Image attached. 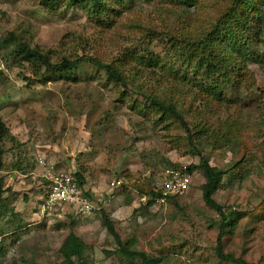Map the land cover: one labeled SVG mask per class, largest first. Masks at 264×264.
Masks as SVG:
<instances>
[{"label":"rangeland","instance_id":"374dc122","mask_svg":"<svg viewBox=\"0 0 264 264\" xmlns=\"http://www.w3.org/2000/svg\"><path fill=\"white\" fill-rule=\"evenodd\" d=\"M171 2L111 0L98 18L63 0H0V38L13 33L52 63L96 59L127 81L124 87L88 64L67 75L43 68L36 74L13 45L0 50L7 129L0 144V264H61L70 232L86 246L81 264H141L121 252L102 213L124 248L157 264H236L216 253L220 222L204 203L202 173L186 172L200 163L196 151L229 173L213 200L240 218L222 240L223 253L264 264V65L227 61L234 84H220L221 101L205 95L207 80L195 74L187 49L211 33L233 0ZM262 33L250 41L257 55L264 53V27ZM150 97L175 105L194 137L173 116L161 117ZM170 170L191 177L177 197L162 194ZM47 171L75 180L80 174V194L92 210L76 216L63 203L41 216Z\"/></svg>","mask_w":264,"mask_h":264},{"label":"trees","instance_id":"16d2710c","mask_svg":"<svg viewBox=\"0 0 264 264\" xmlns=\"http://www.w3.org/2000/svg\"><path fill=\"white\" fill-rule=\"evenodd\" d=\"M51 3L53 0H45ZM58 1V0H57ZM72 6H79L83 9L91 10L95 17H100L105 11L110 10L109 5L111 0H63ZM167 2L175 3L185 7L194 6L198 0H166ZM88 10V11H89ZM90 13V11H89ZM264 27V0H233L231 6L222 15L213 27L210 34L203 37L197 43H195L191 49H187L189 52V58L194 57L195 74H200L201 77L206 79L207 82L202 83L204 87L200 89L205 95L214 98L216 101L223 99V94L219 88L220 84H226L230 86L234 84L231 81L232 71H229L225 65H230L227 61H233L237 65L246 66V61L259 63L264 65V53L257 55L250 46V41L254 39H260ZM187 42V37H184ZM13 45L14 56H17L21 61L30 64L33 67L36 74H39L43 68L45 73H63L67 75L84 64L99 67L105 70L106 76L121 84L127 86V81L124 75L117 69L111 66L103 65L100 61L93 58L78 57L73 60L67 58L62 59L57 63H52L48 56H46L38 47H30L18 41L13 33H10L8 37L0 38V50ZM188 46V44H187ZM221 46H225L222 48ZM188 48V47H187ZM188 56V55H187ZM226 60V63H225ZM249 64V63H248ZM245 69V68H244ZM220 80V81H219ZM200 84V85H202ZM151 107L159 112L161 117L173 116L177 121L181 123L183 128L187 131L188 137L193 138L194 133L191 135L188 124L184 121L182 113L177 111V108L172 103H164L155 98H149ZM7 133V129L0 118V144ZM200 136V132L196 133ZM190 141V140H189ZM0 149V156H1ZM200 159L198 165H191L186 168L188 174L194 171L202 173L205 183L201 187L202 197L207 207L213 209L219 217L218 236L216 240V253L218 257L225 262H233L236 264H248L239 259H234L233 256L224 254L222 251V240L225 236L232 234L238 222V218H235L238 212L230 209H223L213 200V195L221 188L223 177L228 175L227 170L217 169L209 164L206 157H203L196 151ZM241 161L234 164L238 165ZM76 183L81 189L83 184V178L80 174L76 175ZM242 179V177H241ZM2 189H0V211L2 208ZM84 194V193H83ZM152 196L159 198L161 194L159 192H151ZM85 196L88 197L87 193ZM102 225L106 228L107 232L113 236L116 244L120 247L121 252L128 258L139 257L141 264H157L158 260L154 257H149L144 253L130 251V249L124 248L121 244V239L114 229V224L107 217L105 213H102ZM86 246L83 241L77 237L73 232H70L64 239L63 244L60 247L59 253L63 258L61 264H81V259L84 254Z\"/></svg>","mask_w":264,"mask_h":264},{"label":"built area","instance_id":"2783aa9c","mask_svg":"<svg viewBox=\"0 0 264 264\" xmlns=\"http://www.w3.org/2000/svg\"><path fill=\"white\" fill-rule=\"evenodd\" d=\"M166 175L162 184L164 196L177 197L189 188L191 177L188 174L170 170L166 171ZM42 177L49 183L44 190L43 211H51L53 207L63 203L74 206L76 216H85L92 210V205L80 194V188L70 174L55 175L52 171H47Z\"/></svg>","mask_w":264,"mask_h":264},{"label":"crops","instance_id":"0c3cea01","mask_svg":"<svg viewBox=\"0 0 264 264\" xmlns=\"http://www.w3.org/2000/svg\"><path fill=\"white\" fill-rule=\"evenodd\" d=\"M39 210V212L41 213V216L44 214V213H46V211L44 212H42L41 210H40V208L38 209ZM39 212H38V214H39Z\"/></svg>","mask_w":264,"mask_h":264}]
</instances>
